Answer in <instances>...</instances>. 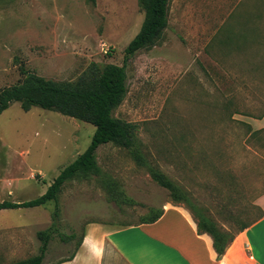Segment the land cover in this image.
<instances>
[{
    "label": "rangeland",
    "instance_id": "1",
    "mask_svg": "<svg viewBox=\"0 0 264 264\" xmlns=\"http://www.w3.org/2000/svg\"><path fill=\"white\" fill-rule=\"evenodd\" d=\"M144 20L139 0H0V92L24 79L22 69L73 83L93 63L124 66ZM169 21L160 43L126 63L128 94L114 111L137 126L143 163L128 149L103 145L102 174L68 181L56 220L55 201L0 210V264L38 256L45 231L43 264H56L77 251L89 224L136 225L167 205L234 238L259 219L264 129L253 121L264 117V0H171ZM95 131L13 103L0 115V203L44 195ZM151 167L175 183L180 200L154 181Z\"/></svg>",
    "mask_w": 264,
    "mask_h": 264
},
{
    "label": "trees",
    "instance_id": "2",
    "mask_svg": "<svg viewBox=\"0 0 264 264\" xmlns=\"http://www.w3.org/2000/svg\"><path fill=\"white\" fill-rule=\"evenodd\" d=\"M89 1L93 4L96 3V0ZM139 2L145 11V20L139 34L125 51V65L137 52L152 48L160 43L169 27L171 0H139ZM125 65L109 64L100 68L93 63L89 70L73 83L47 80L22 69L24 79L0 92V115L7 111L13 103H20L24 112L39 107L89 123L96 128L88 149L60 173L44 195L25 202L4 201L0 203V210L43 207L49 202L55 201L56 210L53 218L56 220L60 213L59 195L63 186L78 177L102 174L97 163V151L103 145L113 144L128 149L138 163H143L144 158L135 145L137 126L114 116V111L128 94V74ZM256 134L258 131L253 133V135ZM149 172L155 182L175 194L177 201L180 200L176 196L178 189L175 183L167 175L153 167L149 169ZM163 213L164 210H161L143 220L141 224L155 223L163 216ZM261 217L262 213L259 219ZM251 225L243 226L240 232H244ZM197 226L199 234L211 236L214 248L221 259L235 238L230 237L225 230L219 229L210 221L201 220L197 222ZM39 236L44 242L40 254L13 264H43L51 236L48 231L41 232ZM75 237L73 234L70 239ZM82 241L83 238L79 242L77 250ZM74 256L75 253L59 263L70 261Z\"/></svg>",
    "mask_w": 264,
    "mask_h": 264
},
{
    "label": "crops",
    "instance_id": "3",
    "mask_svg": "<svg viewBox=\"0 0 264 264\" xmlns=\"http://www.w3.org/2000/svg\"><path fill=\"white\" fill-rule=\"evenodd\" d=\"M253 125L264 129V117L254 120ZM257 206L261 219L240 232L221 259L213 239L199 234L193 217L182 207L167 205L163 216L152 224L117 229L89 224L74 258L56 264H264V195ZM233 247L236 252L230 256Z\"/></svg>",
    "mask_w": 264,
    "mask_h": 264
}]
</instances>
